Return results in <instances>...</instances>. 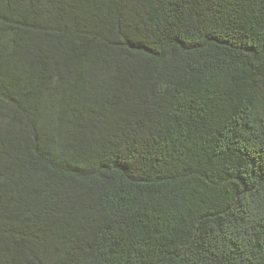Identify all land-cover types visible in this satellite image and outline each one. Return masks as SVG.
Segmentation results:
<instances>
[{
  "label": "trees",
  "instance_id": "1",
  "mask_svg": "<svg viewBox=\"0 0 264 264\" xmlns=\"http://www.w3.org/2000/svg\"><path fill=\"white\" fill-rule=\"evenodd\" d=\"M0 264H264V0H0Z\"/></svg>",
  "mask_w": 264,
  "mask_h": 264
}]
</instances>
